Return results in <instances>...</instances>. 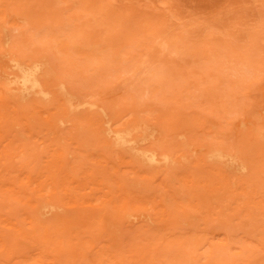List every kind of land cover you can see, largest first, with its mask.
I'll list each match as a JSON object with an SVG mask.
<instances>
[{
  "label": "rangeland",
  "instance_id": "1",
  "mask_svg": "<svg viewBox=\"0 0 264 264\" xmlns=\"http://www.w3.org/2000/svg\"><path fill=\"white\" fill-rule=\"evenodd\" d=\"M0 264H264V0H0Z\"/></svg>",
  "mask_w": 264,
  "mask_h": 264
},
{
  "label": "bare ground",
  "instance_id": "2",
  "mask_svg": "<svg viewBox=\"0 0 264 264\" xmlns=\"http://www.w3.org/2000/svg\"><path fill=\"white\" fill-rule=\"evenodd\" d=\"M19 72L15 75V81L17 84L18 89L25 91L27 90L28 92L31 93H38V83H37V72L36 69H30V68H25V67H19ZM131 137L128 138L127 134H118L115 135V138H113V141L115 144H128L130 142ZM215 157V155L213 154ZM213 157V158H214ZM152 158V156H151ZM212 158V157H211ZM217 158V159H216ZM218 157H215L213 160L220 162L218 160ZM237 166H231V170H236Z\"/></svg>",
  "mask_w": 264,
  "mask_h": 264
}]
</instances>
